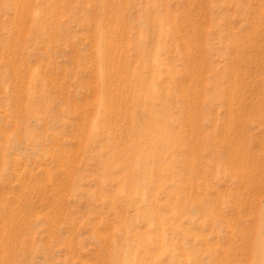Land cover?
Segmentation results:
<instances>
[{
    "label": "rangeland",
    "instance_id": "rangeland-1",
    "mask_svg": "<svg viewBox=\"0 0 264 264\" xmlns=\"http://www.w3.org/2000/svg\"><path fill=\"white\" fill-rule=\"evenodd\" d=\"M0 264H264V0H0Z\"/></svg>",
    "mask_w": 264,
    "mask_h": 264
}]
</instances>
